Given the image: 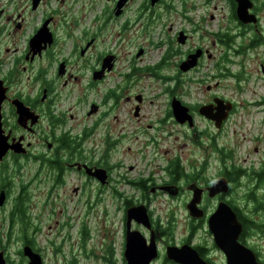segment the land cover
<instances>
[{
	"label": "flooded vegetation",
	"instance_id": "obj_1",
	"mask_svg": "<svg viewBox=\"0 0 264 264\" xmlns=\"http://www.w3.org/2000/svg\"><path fill=\"white\" fill-rule=\"evenodd\" d=\"M192 1L0 0V145L7 148L0 157L1 218L9 223H21L23 217L30 219L28 206L32 205L33 192L29 183L41 170L52 175L57 184L62 183L64 175L76 174L82 176V184L74 187L75 195L89 208L101 209L103 264H130L129 256L133 257V264H189L193 260L197 264H243L253 256L258 264H264V160L259 170L245 171L228 164L231 153L218 149L213 142V150H205L200 162L193 152L178 148L161 152V140L171 138L173 127L166 125V120H158L157 125L147 123L146 90L135 87L138 75L167 80V74L159 73L169 69L167 60L172 54L180 55L172 64L180 74L198 71L205 60L212 58L207 55L208 50L202 48L203 56L189 71H183L180 65L200 47L185 52L170 50L153 68H137L134 60L129 72L121 74L119 54L105 44V37L114 31L112 25L126 15L134 20H124L122 27L146 23L150 28L173 16L194 25L198 10ZM225 2L229 25L216 34V42L234 56L246 51L263 54L264 0L245 2L250 13L245 19L238 16V0ZM169 29L173 30V23ZM184 36L186 43L190 42L191 33L182 28L175 38L180 46L186 45L179 42ZM143 52L142 56L146 50ZM230 56L226 54L225 60L230 61ZM170 77L175 87L160 92L168 99L167 115L174 125L195 130L198 117H202L200 108L213 104L215 99L224 100L215 95L201 101L185 99L190 91L181 88L183 81L179 75ZM118 78H122V84L115 81ZM72 95L78 97L79 118L71 103L65 110L60 108L63 97L69 100ZM174 99L189 109L192 123L177 121ZM235 110L233 104L222 127ZM218 112L214 109V113ZM79 119L81 124L77 128L73 122ZM156 126L167 130V137L147 136V129ZM127 127L133 128L128 134L124 131ZM208 139L213 141V137ZM88 141L97 143L96 161L85 154ZM122 144H128L124 153L120 150ZM126 155L135 162L125 170L119 161L120 156ZM212 159L218 160L219 166L210 176ZM29 164L35 165V172L25 181ZM75 164H80L81 169ZM85 166L105 170L106 174L100 178L89 176ZM249 176H254L255 183L242 188V180ZM219 178L228 182L230 190L211 196L210 188ZM192 186L201 190L199 208L205 215L189 216L183 224L169 210L189 208L196 193ZM223 202L235 210L242 226L234 249L228 247L224 251L209 231L207 211ZM133 208H146L149 221L130 219L128 210ZM27 244L26 240L21 241L15 264H23V248ZM30 245L40 252L35 244ZM169 247L187 248V257L182 261L170 257ZM1 250L10 264L13 260L7 248Z\"/></svg>",
	"mask_w": 264,
	"mask_h": 264
},
{
	"label": "rangeland",
	"instance_id": "obj_2",
	"mask_svg": "<svg viewBox=\"0 0 264 264\" xmlns=\"http://www.w3.org/2000/svg\"><path fill=\"white\" fill-rule=\"evenodd\" d=\"M192 3L195 10H198L193 17L194 25L182 23L173 16L164 18L161 23H155L150 28L146 23L122 27L124 20H134L130 15H126L112 25L114 31L111 36L105 37V44L113 46V50L119 54L121 74L129 72V66L134 60L137 68L146 66L153 68L170 50L185 52L191 47L208 50L207 55L210 54L212 58L205 60L200 69L193 73L180 74L172 66L180 55L172 54L167 60L169 69L159 73L160 76L167 74V80L155 75H138L135 78L137 81L135 87L145 89L149 100L146 109L147 123L157 125L158 120H166V125L173 127L171 138L166 141L161 140V152L167 150L173 152V148H178L185 153L193 152V157H197L200 162L204 158L205 150H213L211 145L213 142L218 149L231 153L232 158L228 164L248 172L257 171L264 160V66H262L264 53L246 51L239 56H234L225 46L216 42V34L224 31L229 25L225 0H211L205 11L208 0H193ZM212 15L215 16L214 19ZM171 23H173V30L169 29ZM182 28L192 35L190 42L184 46H180L175 39ZM238 42L241 43V41ZM141 48L146 50V54L137 58ZM226 54L231 55L230 61L225 60ZM221 73H223L222 76H220ZM175 75H179L183 81L181 88L190 91V96H185V99L201 101L215 95L235 104V112L221 129L208 122L206 119H210L205 116L198 117V126L195 130L172 124V117L167 115L170 110L168 99L160 90L175 87V81L170 80V76ZM115 81L119 84L123 82L122 78ZM209 87H211L210 90ZM159 95L162 96L158 97ZM77 101L78 97L74 95L70 96L69 100L64 96L60 102V108L65 110L71 103V106H74V114L79 118L81 110ZM73 123L77 125V128L81 124L80 119ZM132 130L133 128L128 127L124 129L127 134ZM147 130V136L167 137V130H159L157 126ZM208 137H213V141ZM84 148L85 154L92 161H96L98 152L96 141H88ZM127 148L128 144L120 145L122 153L126 152ZM215 154L217 155L218 152ZM120 158L119 162L123 163L125 170L135 162L127 155ZM211 162L210 176L219 166L218 160L212 159ZM27 172L25 181L33 177L35 165L29 164ZM254 183V176H249L241 182L242 188H245V185L251 187ZM81 184L82 176L76 174L64 175L62 183L57 184L53 181L52 175L42 170L29 183L33 192V201L32 205L28 206L30 212L28 221L32 223V227L26 230V235L33 239L34 244L43 254L44 264H103L100 260L101 209L89 208L80 197L75 195L74 187ZM88 188L90 189L91 185ZM239 192H242V189ZM164 211L168 210L164 209ZM207 211L212 214L215 208L210 206ZM169 212H173L181 223L188 222L187 209H170ZM119 216L121 217V213ZM1 217L0 213V247H6L15 262L18 258L16 251L25 237L23 226L21 223H9ZM23 264H27L26 258Z\"/></svg>",
	"mask_w": 264,
	"mask_h": 264
},
{
	"label": "water",
	"instance_id": "obj_3",
	"mask_svg": "<svg viewBox=\"0 0 264 264\" xmlns=\"http://www.w3.org/2000/svg\"><path fill=\"white\" fill-rule=\"evenodd\" d=\"M248 0H239V8H238V16L240 19H245L247 15H249L247 9L244 6V3ZM182 42L185 41V38L180 39ZM143 54V50L141 49L138 52V56ZM202 56V50H198L196 53L189 56V58L182 62L181 69L188 70L192 67H194L198 59ZM106 67V66H105ZM220 103V101L216 100ZM174 107V113L177 117V119L181 122H185L187 119L191 120L190 115L188 114V109L181 104L179 101H174L173 104ZM212 106H203L200 109L201 114L207 115L208 117L214 119L216 121L217 126H221V123L224 119H226L228 112H225L224 110H230L231 107L227 106L224 107L222 110H220L217 114H213ZM7 151L6 147H3L0 145V156H3ZM87 173L90 176L94 177H101V170L99 169H91L87 168ZM191 188H195V186H192ZM229 190V185L227 181L223 178H219L215 181L213 186L210 188L211 195H215L217 193L221 192H227ZM201 191H199L200 193ZM3 197L0 199V206L2 205ZM200 202L199 196L196 194L195 198L192 200L190 206H189V213L194 218L203 217L204 211L198 208V203ZM128 216L130 219L133 217H142L145 219H148L147 210L145 208H135L128 210ZM209 227L211 232L215 234L216 242L218 246L224 250H228V246H226V242L228 240H232L234 243H236L239 233L242 230L241 223L238 220L236 212L227 204L222 203L219 205V207L215 210V212L210 216L209 218ZM231 235V236H230ZM190 250H193L189 248ZM186 250L184 249H176V248H169L168 253L170 257L182 261L187 257ZM232 250V248H231ZM24 255L28 258L29 263L28 264H44L43 257L39 252H36L30 245L24 246L23 249ZM130 264L132 263L133 257L129 256ZM0 264H7L4 251H0ZM192 264V263H189ZM243 264H258L255 260V257L253 256L251 260L248 262H244Z\"/></svg>",
	"mask_w": 264,
	"mask_h": 264
},
{
	"label": "trees",
	"instance_id": "obj_4",
	"mask_svg": "<svg viewBox=\"0 0 264 264\" xmlns=\"http://www.w3.org/2000/svg\"><path fill=\"white\" fill-rule=\"evenodd\" d=\"M21 225L23 226V232L25 233V237L24 238L26 239L27 243L28 244H30V243L34 244L33 239L26 235V230L31 228V223L29 221H27V219L25 217H23Z\"/></svg>",
	"mask_w": 264,
	"mask_h": 264
},
{
	"label": "bare ground",
	"instance_id": "obj_5",
	"mask_svg": "<svg viewBox=\"0 0 264 264\" xmlns=\"http://www.w3.org/2000/svg\"><path fill=\"white\" fill-rule=\"evenodd\" d=\"M230 236H231V235H230ZM233 243H234V242L230 239V240H228V241L226 242L225 245L228 246V247H231L232 249H234ZM230 245H231V246H230ZM242 256L245 257V255H243V254H242ZM191 263H192V264H197V262L194 261V260H193Z\"/></svg>",
	"mask_w": 264,
	"mask_h": 264
}]
</instances>
